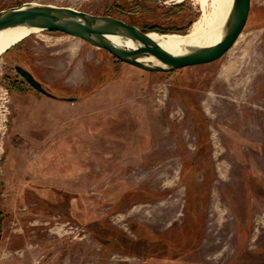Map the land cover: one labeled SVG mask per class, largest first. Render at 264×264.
Instances as JSON below:
<instances>
[{"label":"rangeland","instance_id":"obj_1","mask_svg":"<svg viewBox=\"0 0 264 264\" xmlns=\"http://www.w3.org/2000/svg\"><path fill=\"white\" fill-rule=\"evenodd\" d=\"M177 1L0 11L69 7L177 36L211 14ZM0 264H264V0L220 60L170 73L57 32L1 56Z\"/></svg>","mask_w":264,"mask_h":264},{"label":"water","instance_id":"obj_2","mask_svg":"<svg viewBox=\"0 0 264 264\" xmlns=\"http://www.w3.org/2000/svg\"><path fill=\"white\" fill-rule=\"evenodd\" d=\"M249 9L250 0H232L218 42L210 46L191 47L177 55L161 48L148 37L147 32L138 27L110 16L93 15L69 7L29 3L2 10L0 32L13 28L37 30L39 33L57 32L104 50L120 62L139 70L149 73H170L220 60L240 37ZM109 37L130 42L133 48L119 47L113 44ZM17 71L31 88L48 95L27 72L22 69Z\"/></svg>","mask_w":264,"mask_h":264},{"label":"bare ground","instance_id":"obj_3","mask_svg":"<svg viewBox=\"0 0 264 264\" xmlns=\"http://www.w3.org/2000/svg\"><path fill=\"white\" fill-rule=\"evenodd\" d=\"M178 0L177 2H181ZM211 2V14L205 15L197 20L187 35H158L148 33V37L164 50L172 54H180L191 47L210 46L217 43L222 35V28L231 8L232 0H209ZM204 9L206 0H200ZM205 10V9H204ZM39 31H28L24 28L7 29L0 32V57L12 47L20 44L30 36L38 34ZM111 42L119 47L132 49L133 45L116 37H109ZM155 63V61H153Z\"/></svg>","mask_w":264,"mask_h":264},{"label":"trees","instance_id":"obj_4","mask_svg":"<svg viewBox=\"0 0 264 264\" xmlns=\"http://www.w3.org/2000/svg\"><path fill=\"white\" fill-rule=\"evenodd\" d=\"M144 32H146V31H144ZM114 58V57H113ZM117 60V59H116ZM119 61V60H118Z\"/></svg>","mask_w":264,"mask_h":264},{"label":"flooded vegetation","instance_id":"obj_5","mask_svg":"<svg viewBox=\"0 0 264 264\" xmlns=\"http://www.w3.org/2000/svg\"><path fill=\"white\" fill-rule=\"evenodd\" d=\"M7 53V52H6Z\"/></svg>","mask_w":264,"mask_h":264}]
</instances>
